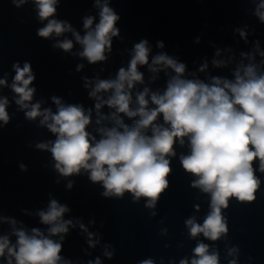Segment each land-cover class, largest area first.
<instances>
[{"label": "water", "instance_id": "water-1", "mask_svg": "<svg viewBox=\"0 0 264 264\" xmlns=\"http://www.w3.org/2000/svg\"><path fill=\"white\" fill-rule=\"evenodd\" d=\"M109 6L120 16L117 27L119 37H113L111 53H105L106 61L90 64L79 56L82 46L75 42L71 32L57 37L41 38V22L35 5L28 3L17 8L11 0H0V79L7 80V86L0 85V98H7L6 108L10 120L7 125L0 121V236H9L14 244L9 219H14L17 228L31 232L39 228L47 234L49 226L40 223L37 213L47 210L50 200L66 205L69 211L65 220H72L63 240L61 256L68 264H141L152 260L153 264H180L182 259L190 261L193 249L198 243L209 245L210 252H217L219 264H229L233 259L237 264H264V173L256 172L261 180L254 202H239L230 199L229 207L222 209L227 220L228 232L217 241L206 239L203 234L192 238L186 221L195 218L203 224L210 212L211 196L201 189L192 187L197 179L187 173L180 163V156L189 154L187 138L185 145H175L176 155L169 157L172 172L168 176L169 187L160 195L154 208L147 207V199L134 200L131 193L122 198L105 197L101 183H93L88 173L63 177L55 169V161L47 150L38 149V143L55 141L56 136L46 126L40 124L42 117L29 120L26 110L15 103L18 98L11 90L15 76L14 64L22 68L30 63L35 80L30 87L35 88L32 103H40L41 110L50 108L54 113L57 106L53 97L65 105L79 104L85 110H92V123L88 131L98 140L97 128L112 127L110 121L96 124V101L89 97L97 79H115L120 67H127L131 50L135 43L147 39L151 55L166 52L187 65V78L195 77L209 81L211 76L233 79L232 71L243 59L241 52H252L254 41H260L264 50V24L252 13L255 5L249 0H108ZM100 9L95 0H59L53 19L66 21L73 29L85 34L83 19L95 17L99 22ZM248 26V43L242 40L234 29ZM197 37L200 43H196ZM70 39L74 47L70 52L55 47L58 41ZM163 41L164 48L157 47ZM231 48L228 52L226 49ZM217 49L221 56L216 57ZM226 68H214L211 61L229 60ZM151 59V57H150ZM260 57L257 55L256 63ZM207 62L208 68L200 72V66ZM245 64L248 60H243ZM78 65L83 67L77 71ZM264 67V66H262ZM144 83L138 84L135 93L148 87L151 91H163L168 76L164 72L152 74L147 66L141 67ZM169 70V75H171ZM153 75L156 78L153 80ZM85 79L91 82L85 87ZM105 99L110 93L102 94ZM150 107H153L150 105ZM114 111L108 107L101 109L108 115ZM138 119V117L136 118ZM131 125L133 120L124 117ZM162 123V118L159 121ZM151 133L149 132V135ZM21 165L24 167L22 168ZM258 169V162L254 164ZM73 182L71 189L67 187ZM83 223L87 232L79 223ZM92 233L95 247L88 243V233ZM59 241V237H51ZM232 248L238 252L229 255ZM111 252V258L105 252ZM0 264L6 261L0 258Z\"/></svg>", "mask_w": 264, "mask_h": 264}, {"label": "clouds", "instance_id": "clouds-1", "mask_svg": "<svg viewBox=\"0 0 264 264\" xmlns=\"http://www.w3.org/2000/svg\"><path fill=\"white\" fill-rule=\"evenodd\" d=\"M11 2L19 8L29 0ZM31 2L39 20L47 21L38 29L39 37L47 39L53 34L59 37L71 32L75 42L82 46L81 58L90 64L108 59L105 53H111L113 37L120 35L116 26L120 16L109 6L108 0H95L100 9L99 22L93 27L95 17H84L83 36L70 23L52 18L59 0ZM249 2L255 5L252 14L264 24V0ZM247 28L245 25L234 29L245 43H248ZM195 42L200 43V38ZM54 46L70 52L74 44L65 39ZM157 47L163 49V41H157ZM151 52L148 40L141 39L134 44L127 67H120L115 79L94 82L88 95L96 101V124L110 121L113 125L98 127V140L88 131L92 123L91 109L85 110L79 104L65 105L57 97L52 98L57 106L55 113L50 108L41 110L38 102L32 103L36 90L30 85L35 76L28 62L22 68L19 64L13 65L15 76L11 90L18 97L15 103L26 110L27 119L42 117L40 124L56 136L55 141L38 143L36 147L51 153L60 175L70 177L83 170L91 182L102 184L103 196L122 198L126 192L131 193L134 200L146 198L149 208L156 206L160 195L169 187L168 176L172 172L169 157L176 155L175 145H185L187 138L190 151L180 156V163L187 173L197 177L192 187L210 194L211 210L202 225L196 223L195 218L185 223L192 238L203 234L206 239L217 241L228 232L222 209L229 207L230 199L254 202L261 187L256 172L264 173V50L259 40L254 41L252 52L240 53L243 59L232 71L233 79L211 76L208 82L195 74L187 78V65L166 52L155 55ZM257 55L261 58L259 63L255 62ZM215 56H221L220 49ZM245 59L249 63L245 64ZM231 60L232 57L229 60L214 58L211 63L214 68H226ZM144 66L152 74L164 72L168 76L166 87L162 92L148 87L136 92V107H132L133 90L144 83V73L140 70ZM82 67L78 65L77 71ZM207 68L205 62L199 71L205 72ZM155 78L153 75L152 79ZM90 84L85 79V87ZM0 85L7 86V80L0 79ZM103 93L110 95L105 99ZM7 106V98H0V121L5 125L10 120ZM105 106L114 111L102 114ZM124 117L133 123L126 124ZM257 162L258 169L254 167ZM72 186L73 182L69 181L67 187ZM68 211L66 205L52 199L47 210L37 213L40 223L49 226L47 234L39 228H32L29 233L22 227L17 228L14 219H9L16 241L13 244L9 236H0V258L6 264H68L61 256L64 237L70 226L75 227L72 220L64 219ZM77 223L83 231H88L83 223ZM57 236L59 241L51 238ZM88 236L89 246L95 247L93 234L89 232ZM237 252V248H232L229 255ZM105 255L111 258L113 254L106 251ZM95 264H100L98 258ZM141 264H153V261L144 260ZM180 264H189V261L182 259ZM190 264H219V255L200 242L193 249ZM229 264H237V261L233 259Z\"/></svg>", "mask_w": 264, "mask_h": 264}]
</instances>
